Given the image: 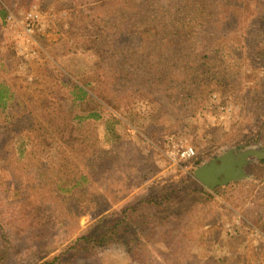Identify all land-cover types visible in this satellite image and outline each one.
Wrapping results in <instances>:
<instances>
[{"label": "rangeland", "instance_id": "obj_1", "mask_svg": "<svg viewBox=\"0 0 264 264\" xmlns=\"http://www.w3.org/2000/svg\"><path fill=\"white\" fill-rule=\"evenodd\" d=\"M169 2L0 0V9L16 17L10 24L0 15V84L9 78L24 105L13 113L11 125L3 122L0 112V196L6 191L8 199L16 197L26 184L11 175L14 164L16 174L32 168L40 171L37 175H53L60 160L66 164L68 145L90 131L96 135L95 155L108 156L112 142L105 131L112 128L120 136L114 165L97 184L86 183L82 192L86 202L78 201L76 214L57 206L64 220L56 225L59 238L53 253L101 214L112 215L95 224L97 231L129 205L128 228L141 233L135 240L145 244L147 263L264 264V177L259 179L247 164L242 179L250 182L225 189L204 209L200 204L188 209L193 196L182 208L162 201L170 189L181 186L213 191L196 180L193 171L224 151L264 148V113L259 110L264 95L258 90L263 73L252 71L249 64L241 65L239 75L227 62L223 74L228 71L229 79L224 84H209L207 77L202 93L191 97L183 89L193 68L201 64V54L175 46L167 52L159 49L164 61L170 56L177 59L164 87L140 78L150 65L147 59L159 54L154 50L148 55L143 26L165 19ZM30 5L40 17L32 36L23 32L19 21ZM136 11L143 23L138 30L130 24ZM131 51L133 59L128 58ZM186 56L188 61L183 60ZM241 56L244 63L251 60V54ZM207 68L204 63L198 69ZM26 117H33L39 138L23 122ZM54 131H60L61 138L52 144ZM39 141L43 148H38ZM187 147L194 154L181 157ZM177 194L169 196L174 199ZM243 197L248 202L239 201ZM47 228L52 230V224ZM122 241L99 251L101 264H136Z\"/></svg>", "mask_w": 264, "mask_h": 264}, {"label": "trees", "instance_id": "obj_2", "mask_svg": "<svg viewBox=\"0 0 264 264\" xmlns=\"http://www.w3.org/2000/svg\"><path fill=\"white\" fill-rule=\"evenodd\" d=\"M0 15L4 22L7 12L0 9ZM132 17L131 28L138 30L143 25L142 20L137 15V11ZM164 18L159 21L149 20L148 24L143 26L147 37L145 48L148 50V55L154 50L159 53L155 59H147L150 65L140 75L144 82L152 80L153 83L164 87L171 80L173 72L171 65L177 59L170 56L164 61L159 49L167 52L170 47L178 46L201 54L199 57L201 64L193 68L186 83L187 88L183 89V92L189 96L194 97L202 93L204 87L202 80H207V77H211L209 84L211 82L224 84L229 79L228 71L223 74L228 66L227 62H232L233 68L239 75L242 64H249L252 71L263 73L258 90L264 95V0H170ZM155 22L157 23L154 24ZM119 32V30L115 31V33ZM140 41L143 39L140 38ZM242 54H251V60L244 63L245 57H242ZM128 58H134L133 51ZM183 60L188 61V56ZM204 63L209 64V68L199 70L198 68ZM148 69H152V75ZM2 70L6 71L5 68ZM9 70H12L11 66ZM124 70L121 69L122 72ZM134 75L137 76V73L134 72ZM197 81L200 82L192 87ZM8 84L11 87L14 85L9 78L4 80V85L0 84V112H3V122L11 125L10 121L16 117L13 113L17 110L22 111L24 105L13 87L6 89L5 86ZM80 90L83 96L87 95V91ZM262 103L263 106L259 110L264 113V99ZM28 113L33 115L30 109ZM32 120L33 117H26L23 122L29 123V129L39 138L37 130L33 128ZM119 122L122 123L120 120ZM261 123L264 124V119ZM111 129L106 128L105 131L106 139L112 142L111 153L106 157L100 158L95 155L96 135L94 131H90L68 145L69 149L65 150L66 164L60 160L61 164L53 169V175H45V172L37 175L40 171H33L32 168L23 175L16 174L14 173L16 164L10 167L11 175L21 178L26 184L16 197L8 199L6 191L3 192L4 196H0V264H101L99 251L121 240L122 243H126L123 246L130 260L136 264H152L145 261V244L135 240L142 237L141 233L128 228L129 205L121 209L120 216L112 218L100 231H97L95 224L103 222L105 217L112 215L101 214V217L93 221L84 232L53 253L59 238L56 225L64 220L57 211V206L61 205L65 210L69 208V215L76 214L73 211L78 206V201L86 202L82 194L86 183L97 184L100 179L108 175L114 165L118 148L116 145L120 144L116 140L120 136ZM41 137L45 139L44 135ZM5 138L6 135H3L2 139ZM51 138V143L54 144L56 140H60L61 132H51ZM40 147L43 148L39 141L38 148ZM3 160L8 159L4 157ZM247 165L257 171L259 179L264 177L262 175L264 158L252 157ZM30 182L33 184L27 185ZM248 182H250L248 179L234 180L224 185H216L213 191L181 186L170 189L164 194L166 199L162 201L182 208L185 207L184 200L193 196L188 209L198 204L204 209L207 203L210 204L214 200L215 195L221 197L225 189L243 186ZM165 190L167 189L162 190L161 193ZM177 191L176 198H170L169 195ZM87 199L91 198L87 197ZM247 200L246 197L239 198L243 203L248 202ZM49 224H52V230L47 228ZM131 240L134 242L133 245L128 243Z\"/></svg>", "mask_w": 264, "mask_h": 264}, {"label": "water", "instance_id": "obj_3", "mask_svg": "<svg viewBox=\"0 0 264 264\" xmlns=\"http://www.w3.org/2000/svg\"><path fill=\"white\" fill-rule=\"evenodd\" d=\"M264 158V148H246L235 151L230 148L214 159L199 165L193 176L200 183L211 189L216 185H223L234 180L246 178L244 166L250 157Z\"/></svg>", "mask_w": 264, "mask_h": 264}, {"label": "built area", "instance_id": "obj_4", "mask_svg": "<svg viewBox=\"0 0 264 264\" xmlns=\"http://www.w3.org/2000/svg\"><path fill=\"white\" fill-rule=\"evenodd\" d=\"M7 23H16V17L9 13L6 17ZM20 24L22 25L23 32L28 35L32 36L34 30L37 28L38 24L40 23V17L38 16L36 7L33 5L29 6L27 10H24L22 13V18L19 20ZM194 154L192 147L185 148L180 156L181 157H189Z\"/></svg>", "mask_w": 264, "mask_h": 264}, {"label": "flooded vegetation", "instance_id": "obj_5", "mask_svg": "<svg viewBox=\"0 0 264 264\" xmlns=\"http://www.w3.org/2000/svg\"><path fill=\"white\" fill-rule=\"evenodd\" d=\"M216 185H219V184H216ZM216 185H215V186H216ZM215 186H214V187H215Z\"/></svg>", "mask_w": 264, "mask_h": 264}]
</instances>
